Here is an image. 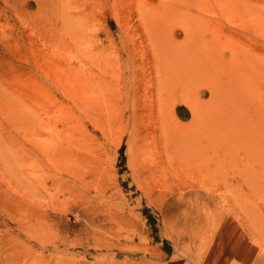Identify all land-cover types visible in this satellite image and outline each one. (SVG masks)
I'll list each match as a JSON object with an SVG mask.
<instances>
[{"label": "rangeland", "instance_id": "obj_1", "mask_svg": "<svg viewBox=\"0 0 264 264\" xmlns=\"http://www.w3.org/2000/svg\"><path fill=\"white\" fill-rule=\"evenodd\" d=\"M0 264H264V0H0Z\"/></svg>", "mask_w": 264, "mask_h": 264}]
</instances>
